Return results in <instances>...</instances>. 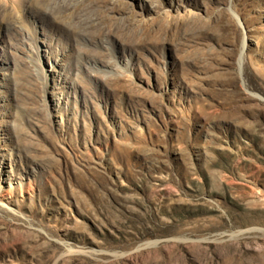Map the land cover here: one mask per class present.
Segmentation results:
<instances>
[{
  "label": "rangeland",
  "instance_id": "obj_1",
  "mask_svg": "<svg viewBox=\"0 0 264 264\" xmlns=\"http://www.w3.org/2000/svg\"><path fill=\"white\" fill-rule=\"evenodd\" d=\"M0 264H264V0H0Z\"/></svg>",
  "mask_w": 264,
  "mask_h": 264
}]
</instances>
